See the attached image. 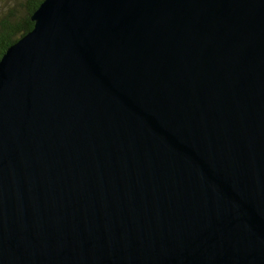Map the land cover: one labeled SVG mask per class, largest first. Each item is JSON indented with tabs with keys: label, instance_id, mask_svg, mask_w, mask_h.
Returning <instances> with one entry per match:
<instances>
[{
	"label": "water",
	"instance_id": "1",
	"mask_svg": "<svg viewBox=\"0 0 264 264\" xmlns=\"http://www.w3.org/2000/svg\"><path fill=\"white\" fill-rule=\"evenodd\" d=\"M0 58V264H264V0H43Z\"/></svg>",
	"mask_w": 264,
	"mask_h": 264
},
{
	"label": "trees",
	"instance_id": "2",
	"mask_svg": "<svg viewBox=\"0 0 264 264\" xmlns=\"http://www.w3.org/2000/svg\"><path fill=\"white\" fill-rule=\"evenodd\" d=\"M42 1L43 0L28 1L26 13L20 19H11L14 17L12 13H8V17L2 19L0 22V58L10 45L32 29L33 23L30 21V17Z\"/></svg>",
	"mask_w": 264,
	"mask_h": 264
},
{
	"label": "rangeland",
	"instance_id": "3",
	"mask_svg": "<svg viewBox=\"0 0 264 264\" xmlns=\"http://www.w3.org/2000/svg\"><path fill=\"white\" fill-rule=\"evenodd\" d=\"M30 0H0V22L8 17V13H12L14 17L11 19H20L26 13L27 2Z\"/></svg>",
	"mask_w": 264,
	"mask_h": 264
}]
</instances>
